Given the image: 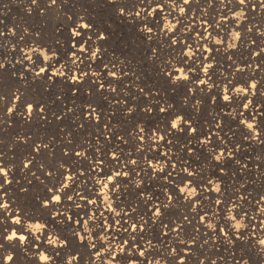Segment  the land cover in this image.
Listing matches in <instances>:
<instances>
[{"label": "bare ground", "instance_id": "6f19581e", "mask_svg": "<svg viewBox=\"0 0 264 264\" xmlns=\"http://www.w3.org/2000/svg\"><path fill=\"white\" fill-rule=\"evenodd\" d=\"M128 1L130 7L116 18L136 37L145 39L147 47L161 45L163 52L170 55L168 62L156 64V72L171 90L149 86L142 71L140 74L133 64L104 48L105 38L97 39L96 34L101 32L94 24L85 17L76 18L69 37V58L60 62L51 58L48 63L39 59L48 68L49 78L37 79L50 87L54 83L65 86L71 92L69 108L63 103L60 89L58 98L60 116L67 115L72 121L70 130L60 128L59 155L66 156L69 163L63 166L59 162L56 166V180L48 191L47 181L53 180V175H49L46 166L44 172L42 163L37 168L35 159L40 153L49 152V146L37 144L31 152L33 157L23 156L26 168L34 165L45 173L40 178L31 175L30 183L26 178L24 186L31 188L34 182L47 189L42 193L46 199L41 201V208L51 216L44 218L48 227L41 229L43 238L39 235L42 240L34 244L30 224L18 215V210L14 212L16 202L8 205L2 200L12 195L0 193V214L6 215L4 230H0V264H30L28 261L36 258L37 264L60 263V253H66L68 240L54 242L52 230L64 234L69 230L65 237L84 248L89 264H264V254L258 252L255 244L264 239V199L258 196L264 192V115L254 100L251 79L256 72L251 60L236 56L218 62L229 55L240 56L239 52L253 47L251 43L241 44L240 50L232 53L221 43L212 42L217 34L221 39L228 35L233 21L239 20L235 15L217 18L209 14V8L202 13L190 10L196 3L211 5L215 12L216 5L221 10L233 3L247 9V5L264 0H190L189 4L184 0ZM244 21L252 19L247 16ZM256 22L261 23L256 39L262 44L264 18ZM76 32L77 46L91 48L87 55L80 53L78 47L72 48ZM190 49L194 53L186 55ZM13 52L10 45L4 47L5 57L0 58L3 69L15 72L26 68L23 74L36 79L37 72L28 70L37 68L38 56H21L19 61ZM151 60L157 61L154 56ZM182 62H186V72L177 66ZM15 74L12 77L17 81L27 80ZM69 76L78 78L80 84ZM179 86L185 89L181 96L175 94ZM13 96L15 119L27 125L34 119L49 124L48 113L37 111L33 105L29 112V105L19 103L21 95L16 92ZM174 99L184 114L177 112ZM173 124L177 126L173 128ZM22 141L15 140L14 145ZM40 179L43 185H39ZM26 191L13 193L25 195L22 192ZM157 209L162 214L157 215ZM22 236L25 239L21 240ZM141 251L145 253L143 257ZM129 252L135 256H129ZM77 262L70 258L67 264Z\"/></svg>", "mask_w": 264, "mask_h": 264}, {"label": "rangeland", "instance_id": "374dc122", "mask_svg": "<svg viewBox=\"0 0 264 264\" xmlns=\"http://www.w3.org/2000/svg\"><path fill=\"white\" fill-rule=\"evenodd\" d=\"M229 1L231 2V0ZM126 2L128 4L121 3L120 5L118 4L115 5L109 3L108 0H57L56 4L52 5L50 9L48 5L51 4V0H36L35 3H33V0H0V58L5 57L4 47L10 45L12 48H14V52L12 54L14 56V59H17L19 61H21L20 60L21 56L24 59L25 58L27 59L29 56L32 55L38 56L40 62L42 63L45 62L46 60L49 62L51 58H53V60L58 59L57 62H60V59H65V58L67 59L69 58L68 57L69 53L67 51L71 46L70 45L71 39L69 40L70 33L74 31L73 30L75 29L74 26L75 24H77V23L74 24V22L76 21L77 17H85L87 21L94 24L97 27V29L104 35L105 37L104 44L107 45V47L104 48L105 49L109 48L108 50L111 49L110 50L111 54L114 57H119V59L133 64L134 67L138 69L140 74L143 73L142 77L144 78L146 83L148 82L147 84L149 86L151 87L156 86L162 91H166V90L170 91L171 87L169 86V84L166 81H164V79L160 78L156 72V64L161 62H168L167 59L170 57V55L168 56L165 52H163L161 45H158V47L154 45L147 47V41L145 39H141L138 36L136 37L131 29L129 30L128 27L124 25L122 21H120L119 19L117 20L116 18V15L119 13L121 7L124 9H128L130 7L131 3H129L128 0H126ZM27 3L29 7L26 6ZM193 6L190 10L194 13H195V9H197V11L202 13L204 9L209 8L208 9L209 14H212L213 16L216 15L217 18L227 17V15H235L236 18L239 19L237 20L238 22L233 21L232 28H230V30L227 33L228 35H226L225 38L222 37L221 39L220 35L217 34L215 38H212L211 40L214 43L216 42L221 43L225 47H228V49L231 50L232 53L234 50L235 51L240 50V48L238 47L241 44L251 43V47H253V49H250L245 53L239 52L240 56L233 54L227 56L226 58L222 57L220 60H218V62L224 63L227 61L228 58H233V56H236L238 57V59H242L246 61L251 60L252 69H255L256 72L254 78L251 79V82H253L252 84L253 92L255 95L254 100L256 101L258 107L261 108L262 110L261 113L264 115V52H263L264 43L261 44L256 39L257 38L256 35L259 34L258 32L259 29L257 30V26L259 25L261 26V23L256 21L258 20V18H264V3L256 2L252 5H247L246 6L247 9L243 6H240L237 3L236 4L233 3L228 7H226L225 9L223 8L224 10L222 9V7L220 10V8H218V6L216 5V12L215 10L213 11V7L211 5L203 7L202 5L196 3ZM30 7L34 10H30ZM43 10H45L46 12L45 15L46 17L44 16L45 12ZM247 16L250 19H252L251 22L244 21L247 18ZM86 20L83 21L84 25H88V22ZM248 30L252 32L251 33L247 32ZM5 34L9 36H5ZM113 34L117 36L114 35L115 36L114 37ZM113 38L116 39V41L113 40ZM245 40L248 41L245 42ZM82 45L80 44L77 47L79 49L83 47L86 50V46L84 44ZM206 50H210V48H206ZM65 53H67L66 57H65L66 55ZM189 53H194V52H192L190 49L186 53V55H190ZM259 54H261L262 56ZM151 56H154L155 60L157 59V61H152ZM184 63L186 64V62H182L180 64H177V66L179 69L185 68L184 72H186V66H184L185 65ZM181 64L183 67L181 66ZM41 66L43 65L41 63H38L36 65L37 67L36 69H29L30 67L27 68L29 69L28 71L38 72ZM25 69L26 68H23L22 71L17 69L15 70V72L6 69H0V77H1L0 78V163H1L0 181H2V183L0 182V187L1 188L3 187V189H5L2 191L0 190V193L1 194L8 193L12 195V198L11 197H5V198L0 197V198H2V200H5V204L8 203V205H10L9 202L11 203L12 201L16 202V203L14 202L15 205H13V208L16 207L14 212L19 211L18 215H22L25 217L26 222L31 226V232L35 237L36 241L34 242V244L38 245L39 242L42 240L41 238H43L42 235L44 232L42 230L48 227L47 223L45 222L46 219L44 220V218H50L51 216L46 212H44L43 209L41 208V205L43 204V202L41 204V201H44L46 199V197H44L45 195L43 194L47 189L44 190L42 186L41 187L37 186V184L34 182H32L31 188H28L30 186L28 187L24 186L25 184L24 181L27 178L26 180L27 183H30L32 181L30 180L31 175L34 174L35 177L40 178L44 172L46 173L48 171L49 175H53L52 177L53 180H49V181L46 180L47 188L48 191L50 189L52 190V187L54 186L53 182H55L56 180L55 177L57 175L56 166L59 165L60 163L63 166H66L65 164L69 163L66 156L59 155L60 137H61L60 128H65L66 130H70L71 128H69V124L72 121L67 115L64 116L61 113L60 116V101L58 98L60 97V91H59L60 89L63 103L66 105L67 108H69L70 105L68 104L70 103L71 100H68L69 98L68 95L71 92H69L68 88L65 86L58 87V85L54 83L50 87L49 84L47 85L45 83L46 81H39L37 80L38 78L32 80V78L29 77V75L23 74L25 73L24 72ZM16 72L19 75H23L24 77H27V80L19 82L16 79H14L12 76L16 75L15 74ZM177 90L175 91V94L181 96L183 95L185 89L183 86H179L177 87ZM16 92H18V94L21 95L19 102L21 105L23 106L33 105L35 106L34 108L36 110L40 109L44 113L45 112L48 113V117L51 118V120L49 119V124L43 125L41 122H39V120L37 121L36 119H34L35 120L34 122H31L30 124L27 125V124H22L17 119H15L16 117L13 116V112L9 113L7 110L9 108L12 109V106L16 105L13 104V100H14L13 94ZM173 102L175 103L173 104L176 106L177 112L180 113L182 112V114H184V109L178 107L175 99ZM74 107L75 106H73V109ZM61 117L64 120H62ZM70 127H72V123L70 124ZM67 135L71 136L70 133ZM15 140H23L22 141L23 143H21L20 145L18 144L19 146L14 145ZM76 140H72V142L73 141L77 142ZM37 144L40 145L44 144L46 146H49L48 148L50 150L49 152L40 153L37 159H35V163H37L36 165L37 168L42 167L43 165L44 168L43 173H41V171L38 170L34 165L33 167L29 166L28 168H26L24 165L27 163V160L25 158L26 156L33 157L31 152L33 153V149ZM38 163H42V165L39 166ZM45 166L47 171L45 170ZM28 169H30V171H28ZM27 171L28 174H26ZM2 174H6V175L2 176ZM40 181L41 179L38 182L39 185H43L40 183ZM46 181H45V185H46ZM24 189H27V191L22 193H25V195L27 194L26 196L28 197H26L24 194L14 195L13 193L17 191L21 192ZM260 195H262V198L264 199V192L258 193V196ZM31 196L34 197L32 198ZM24 197H26L27 199ZM30 197L32 198L31 200ZM2 200L0 199V201ZM23 207L25 208L26 212L24 211ZM34 208H36V210ZM24 214L26 215L28 214L29 216L27 215L28 216L27 217ZM2 217H4L5 219ZM0 221H1L0 226L2 225L4 226L6 223L5 214H0ZM43 225L46 226L44 227ZM3 226L0 227L1 228L0 230H4ZM39 231L42 234L39 233ZM68 232L69 230H65V234H64L62 231H60L59 233L52 230V236L54 242H58V241L60 242L61 239L68 240L66 242L67 249L65 251L68 256L66 255V253L63 254L60 253V263H56V261H52L49 263L67 264V261H69L70 258L72 259L75 258L76 262L78 261L77 264H89L90 260L88 259L86 255L87 252L84 250V248L82 246H79L76 241L74 242L73 240L65 237L67 236ZM0 235H1V231H0ZM39 235L41 238L39 237ZM34 246L35 245H32L31 247L33 248ZM69 246L70 247L72 246L71 249ZM10 255L14 256V254L12 253ZM10 255L6 254V256H10ZM64 256L68 258L65 259ZM46 259L48 258L46 257ZM37 261L38 259L36 258V259H30L28 262H30V264H34V263L37 264ZM250 261H251V257H250ZM18 263L24 264L21 261H18Z\"/></svg>", "mask_w": 264, "mask_h": 264}, {"label": "snow or ice", "instance_id": "6c2138e0", "mask_svg": "<svg viewBox=\"0 0 264 264\" xmlns=\"http://www.w3.org/2000/svg\"><path fill=\"white\" fill-rule=\"evenodd\" d=\"M35 2H36V0H33V3H35ZM56 2H57V0H51V4L48 5V7H51L52 5H55ZM143 2H144V0H141V3H143ZM150 2H151V0H149V3H150ZM184 3L189 4V3H190V0H184ZM240 3H244V0H240ZM126 10H127V9H124V8L120 9L119 14H120L121 16H123V15H124V12H125ZM136 15L138 16L139 13H136ZM145 20H147V17H145ZM85 27L87 28V25H85ZM145 27H148V24H147V23L145 24ZM148 30H149V32L151 31L150 28H149ZM96 35H97V39L103 40V39L105 38L104 35H102V34L99 33V32H98ZM73 36L76 37V43H73V44H72V48H76L77 45L79 44V33H78V32L73 33ZM89 40H91V37H89ZM79 52H80V53H84L85 55H87L88 52H91V48L89 47L87 50H85L84 48H80V49H79ZM42 54H43V53H42ZM74 55H78V53H74ZM36 62L39 63V58H38V57H37V61H36ZM18 63H19V61H18ZM45 63H48V61L46 60ZM49 66H50V67H53V68L55 67L54 64H50ZM0 69H3V65H2V64H0ZM57 71H59V70H57ZM48 72H49L48 68L41 66V67H40V71L37 72V73L35 74V76H36V78H40V79H45V80H47V79L49 78V74H48ZM55 75H56V72H53V73H52V76H55ZM61 75L63 76V73H61ZM85 75H86V74H85ZM69 79H73V80H75V83H76L77 85L80 84V81H79L78 78H74V77H72V76H69ZM77 90H79V89H77ZM227 99H228V97H225V100H227ZM7 111H8L9 113H11V112H12V109L9 108ZM28 111H29V112H32V111H33V108H32L31 105L28 106ZM176 126H177L176 124H173V125H172L173 128H175ZM77 155H79V153H77ZM133 163H136V162L133 161ZM25 167H27V165H25ZM57 201H59V197H57ZM45 207H47V205H45ZM160 214H162V213H160L159 209H157V215H160ZM18 223H19V222H18ZM135 230H136V228H135V225H134V226H133V231H135ZM243 235H244V232H241V233H240V236H243ZM20 239L23 240V239H25V237L22 236V237H20ZM239 239H240V237L238 236V237H237V240H239ZM0 246H2V245H0ZM128 255H129V256H135V253H133V252H129ZM144 255H145L144 251H141V252H140V256L143 257Z\"/></svg>", "mask_w": 264, "mask_h": 264}, {"label": "clouds", "instance_id": "9594fccd", "mask_svg": "<svg viewBox=\"0 0 264 264\" xmlns=\"http://www.w3.org/2000/svg\"><path fill=\"white\" fill-rule=\"evenodd\" d=\"M29 59H30V57H29ZM237 227L239 228L240 225H237ZM51 242L52 241H50V243ZM255 244L259 246L258 247V252L264 254V239L256 241Z\"/></svg>", "mask_w": 264, "mask_h": 264}]
</instances>
